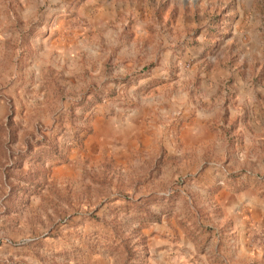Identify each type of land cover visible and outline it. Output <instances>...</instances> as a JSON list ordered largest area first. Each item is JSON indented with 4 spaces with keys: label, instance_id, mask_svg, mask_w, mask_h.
<instances>
[{
    "label": "rangeland",
    "instance_id": "1",
    "mask_svg": "<svg viewBox=\"0 0 264 264\" xmlns=\"http://www.w3.org/2000/svg\"><path fill=\"white\" fill-rule=\"evenodd\" d=\"M238 193L264 0H0V264H225Z\"/></svg>",
    "mask_w": 264,
    "mask_h": 264
},
{
    "label": "crops",
    "instance_id": "2",
    "mask_svg": "<svg viewBox=\"0 0 264 264\" xmlns=\"http://www.w3.org/2000/svg\"><path fill=\"white\" fill-rule=\"evenodd\" d=\"M235 200L230 209L233 211L227 225L231 227L232 235L226 240H221V244L227 245L229 261L225 264H264V243L258 246L254 243L253 234L255 231L264 232V203L261 200L253 201L245 193L234 194ZM259 206V207H257ZM224 221V220H223ZM219 245V244H218ZM217 247V246H216ZM215 247V249H216ZM220 254H222V247ZM238 260V262H235Z\"/></svg>",
    "mask_w": 264,
    "mask_h": 264
}]
</instances>
